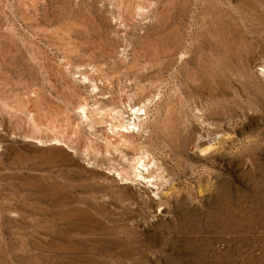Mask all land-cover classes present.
Wrapping results in <instances>:
<instances>
[{"label": "rangeland", "instance_id": "1", "mask_svg": "<svg viewBox=\"0 0 264 264\" xmlns=\"http://www.w3.org/2000/svg\"><path fill=\"white\" fill-rule=\"evenodd\" d=\"M0 264H264V0H0Z\"/></svg>", "mask_w": 264, "mask_h": 264}, {"label": "bare ground", "instance_id": "2", "mask_svg": "<svg viewBox=\"0 0 264 264\" xmlns=\"http://www.w3.org/2000/svg\"><path fill=\"white\" fill-rule=\"evenodd\" d=\"M134 106H135V104H131L130 105V108L128 109V110H133L134 111ZM83 108V107H82ZM84 109V108H83ZM140 109V107L138 108V110ZM137 109H135V111H136ZM141 110V109H140ZM143 111H144V109H143ZM138 112V111H137ZM137 112H135V113H137ZM130 113V112H129ZM134 113V114H135ZM146 113V112H145ZM131 114H132V112H131ZM129 117V116H128ZM138 118H139V116H137ZM141 117V116H140ZM138 122V121H137ZM130 123H134L135 124V121L133 120V122L131 121ZM129 122H128V124H130ZM134 124H132V125H134ZM138 163L140 164V166H138V167H136V169H135V176L137 177V179H140V181H141V179L143 180V179H147L145 176H144V173H143V169L145 168V166H146V162H145V160H143L141 157L138 159ZM148 164V163H147ZM144 170H146V169H144ZM147 170H148V168H147ZM146 170V171H147ZM111 174V173H110ZM119 175V174H118ZM154 179V178H153ZM153 181V180H152ZM143 182V181H142ZM146 182H147V180H146ZM149 182H151V180L149 179ZM151 183H153V182H151ZM154 184V183H153ZM145 186V185H144ZM157 188V187H156ZM159 188V187H158ZM150 190H151V192H154V194L155 195H158V190L157 189H155V188H150Z\"/></svg>", "mask_w": 264, "mask_h": 264}]
</instances>
